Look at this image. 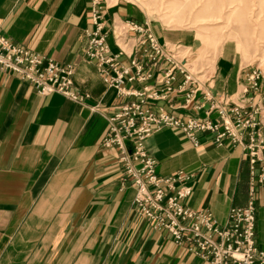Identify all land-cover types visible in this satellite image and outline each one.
<instances>
[{
    "label": "crops",
    "instance_id": "1",
    "mask_svg": "<svg viewBox=\"0 0 264 264\" xmlns=\"http://www.w3.org/2000/svg\"><path fill=\"white\" fill-rule=\"evenodd\" d=\"M104 1L113 52L117 24L146 22L160 43L190 50L189 66L197 46L189 29L154 25L128 0ZM89 5V0H0V32L32 52L74 64V87L89 94L82 102L57 92L41 95L29 81L0 68V264H209L136 212L134 187L121 188L119 149L101 145L106 117L121 99L86 59ZM121 61L127 64L128 58ZM253 67L224 43L209 68L192 72L203 91L237 95ZM261 71L255 99L264 107V67ZM182 102L179 94L152 105L182 118L215 119L216 113H205L206 101L198 110ZM261 121L264 139V114ZM199 139L194 145L180 129L165 126L145 144L159 175H188L191 192L184 204L225 225L231 207L247 204L248 160L229 140L216 145L207 135ZM255 240L264 250V185L257 188Z\"/></svg>",
    "mask_w": 264,
    "mask_h": 264
},
{
    "label": "built area",
    "instance_id": "2",
    "mask_svg": "<svg viewBox=\"0 0 264 264\" xmlns=\"http://www.w3.org/2000/svg\"><path fill=\"white\" fill-rule=\"evenodd\" d=\"M89 1L91 27L85 29V56L94 63L106 86L121 99L106 117L101 145L119 149L121 188L134 187L136 212L154 229L166 230L175 244L188 248L209 264H264V250L255 240L257 188L264 185V107L255 99L261 86V69L255 66L246 74V85L237 95L214 96L199 86L188 66V55L180 56L174 51L179 45L160 43L146 22L127 20L121 30L113 29L118 47L113 52L103 18L105 1ZM121 56L128 58L127 64ZM0 68L29 81L41 95L57 92L76 102L89 96L74 87L72 63H59L32 52L1 32ZM136 83L140 86H134ZM179 94L183 96L184 108L192 105L198 110L206 101L205 113H216L215 119L182 118L164 108H153V101ZM165 126L180 129L194 145L200 143L199 135L203 134L216 145L229 140L241 148L249 164L248 200L245 206L229 209L225 225L217 224L211 213L184 204L191 192L185 182L188 175L181 171L171 175L156 172V160L145 141Z\"/></svg>",
    "mask_w": 264,
    "mask_h": 264
},
{
    "label": "rangeland",
    "instance_id": "3",
    "mask_svg": "<svg viewBox=\"0 0 264 264\" xmlns=\"http://www.w3.org/2000/svg\"><path fill=\"white\" fill-rule=\"evenodd\" d=\"M128 1L136 3L154 25L189 29L195 34L196 59L189 60L192 71L197 66L209 68L224 43L237 50L244 64L264 67V0ZM117 25V31L125 27ZM174 51L180 56L190 55L185 48Z\"/></svg>",
    "mask_w": 264,
    "mask_h": 264
}]
</instances>
